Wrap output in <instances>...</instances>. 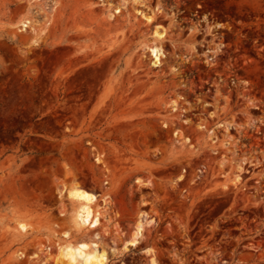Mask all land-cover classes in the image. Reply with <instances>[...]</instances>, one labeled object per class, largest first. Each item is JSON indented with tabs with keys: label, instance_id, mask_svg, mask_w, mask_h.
<instances>
[{
	"label": "rangeland",
	"instance_id": "374dc122",
	"mask_svg": "<svg viewBox=\"0 0 264 264\" xmlns=\"http://www.w3.org/2000/svg\"><path fill=\"white\" fill-rule=\"evenodd\" d=\"M94 232L106 264H264V0H0V264Z\"/></svg>",
	"mask_w": 264,
	"mask_h": 264
},
{
	"label": "bare ground",
	"instance_id": "6f19581e",
	"mask_svg": "<svg viewBox=\"0 0 264 264\" xmlns=\"http://www.w3.org/2000/svg\"><path fill=\"white\" fill-rule=\"evenodd\" d=\"M139 0H133L137 2ZM116 13L120 11L115 9ZM114 14V13H113ZM148 22H151V16L148 17L143 15ZM30 23L27 21L25 27ZM38 31V30H36ZM154 36L156 40H161L164 33L159 31L158 28L154 30ZM152 52H155V65L160 64V54L161 48L153 45ZM154 54V53H153ZM159 55V57H158ZM38 74V73H37ZM31 195V194H30ZM33 197V196H32ZM90 197V198H88ZM68 198L73 203L72 213H71V225L78 231H85L91 233L96 230L102 224V219L107 220L108 217V204L109 201L105 198L103 203L97 206L98 195L87 190L81 189L78 186H74L72 190L68 193ZM20 229L25 232L27 228L25 225L21 224ZM144 229V221L138 220L135 225V230L132 234L130 240L126 241L123 249H127L128 246H136L139 241L138 237L141 235ZM100 235L98 232H94L91 235V240L89 242H79L77 244H65L60 250V261H66L67 264H106L108 261L107 253L99 249Z\"/></svg>",
	"mask_w": 264,
	"mask_h": 264
},
{
	"label": "snow or ice",
	"instance_id": "6c2138e0",
	"mask_svg": "<svg viewBox=\"0 0 264 264\" xmlns=\"http://www.w3.org/2000/svg\"><path fill=\"white\" fill-rule=\"evenodd\" d=\"M88 198H90V197H88Z\"/></svg>",
	"mask_w": 264,
	"mask_h": 264
}]
</instances>
